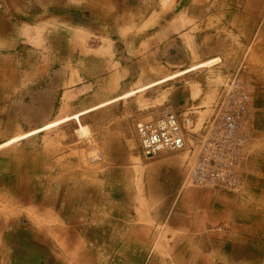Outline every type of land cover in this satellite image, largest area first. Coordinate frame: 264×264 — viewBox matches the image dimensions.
<instances>
[{"label":"rangeland","instance_id":"374dc122","mask_svg":"<svg viewBox=\"0 0 264 264\" xmlns=\"http://www.w3.org/2000/svg\"><path fill=\"white\" fill-rule=\"evenodd\" d=\"M71 2L75 3V0ZM118 2L122 4L118 10L104 9H107L110 18L121 17L117 21L110 19L106 24L98 19L94 21L90 12L76 14V6L69 5V0H10L8 4L6 0H0V11L13 13L18 23V30L8 39L0 38V143L184 69L181 67H185V61H192L194 54L188 39H183L181 34L185 30L178 32L183 22L175 20L179 14L177 8L182 10L185 7V14L188 15H201L197 27L194 22L186 20L184 23V27H190L188 31L197 32L189 35L192 46L200 44L203 47L202 42L209 35L212 43L218 44V49L224 54L219 72L202 74V78L209 80L210 86L205 96L200 98L202 102L193 104L195 108L210 107L223 84L236 73L250 91V104L253 95L264 93V0ZM125 15H141L138 27L132 26L133 22ZM149 15L157 16L159 32L153 28L156 23L152 27L148 24L150 21L146 17ZM72 25L88 28L89 33ZM170 25L175 33L169 37L161 35V31ZM91 27L94 34H91ZM172 30L169 29V32ZM106 45L108 50L104 51L103 46ZM185 45L189 46V52ZM203 48L207 49V46ZM87 55L93 58L88 67L94 73L104 68L97 56L110 60L113 64L111 76L92 83H80L76 64ZM220 61L221 58H218L206 68ZM126 72L129 77L120 87ZM187 82L185 78L176 79L83 117V123L90 127L87 135L80 136L75 123L70 122L0 150V264H15L11 255L18 246L25 244H22L23 240H31V235L40 233V230L47 233V230L52 231L67 223L70 212L64 199L67 193L64 187L69 183L61 182V176L77 175L79 182L72 183L77 186L76 195L91 196L90 189L94 191L93 201L97 204L94 212L99 208L106 213L112 207L117 211L125 207L126 215L137 214L136 207L149 215L152 207L140 205V200L135 204L129 195L144 189L145 166L163 159L185 163L187 156L144 157L136 136L135 122L141 116L153 115L163 109L177 111L180 107L185 108L189 91L194 99L199 98L201 91L192 82ZM206 113L198 114L202 116ZM249 139L251 145V130ZM92 158L96 160L92 161ZM116 164L121 165L112 168ZM108 166L110 170L130 171L127 172V182H107ZM17 169L25 172L22 177L19 172H13ZM183 171L182 185L185 190L238 193L245 185L244 178V182L235 189L220 186L197 188L184 182L186 167ZM12 175H15L14 183L10 182ZM86 180L89 181L88 186ZM102 181H106L105 186ZM123 190L126 192L124 199ZM103 192L111 195L119 193L120 197L107 199ZM100 201L105 202L106 209L98 205ZM43 202L46 206L42 205ZM112 202L116 204L112 206ZM128 207L132 209L128 211ZM10 225H14L13 229L20 234L14 235ZM145 233L151 234L154 239L150 247H116L111 248V253L113 250L114 253L124 252V249L131 253L141 250L142 264H185L172 261L174 254L182 255L183 248L167 246L175 235L167 230L165 222L152 231H142V234ZM197 249L191 247L185 248V251L188 254L192 251L206 252ZM32 254L30 251L29 255Z\"/></svg>","mask_w":264,"mask_h":264},{"label":"crops","instance_id":"0c3cea01","mask_svg":"<svg viewBox=\"0 0 264 264\" xmlns=\"http://www.w3.org/2000/svg\"><path fill=\"white\" fill-rule=\"evenodd\" d=\"M6 1L8 4V1L10 0ZM71 1L73 0H69V5L73 7L76 6L74 10L76 14L90 12L94 21H97L98 19L103 23L109 24L110 19L117 21L118 18L121 17L114 13L116 16L110 18L107 9H104L109 7L110 9L117 8L118 10L119 6L122 5L118 0H75V3ZM7 4L6 7H8ZM178 9L179 14L176 15L178 17L175 20L178 21V19H181L180 21L183 22L182 26L178 27V32L183 29L185 30V33L181 32V34L183 39H188V44L193 48L192 54H194L192 61L191 59L190 61L188 60L189 62L185 61V67H181L184 69H180V71L176 73L152 81L147 85L138 87L129 92L123 93L122 95H118L117 97L105 100L90 108L81 109L80 111L73 113V115L70 114L58 120L46 124L44 123L42 126L31 130L32 132L28 131L20 133L15 137L1 142L0 150L32 139L33 137L39 136L47 131H51L54 128L37 133L36 136L28 137V134L44 130L50 124L66 118H70V120L67 121L68 123H75L78 133L80 132V122L90 130V127L83 123L82 116L86 117L89 114L106 108L116 102L134 97L147 89L168 84L180 78H185V82H192V85H196L199 91H201V95L199 98L194 99L193 94L189 91L188 98H185V108L180 107L181 109L176 112L179 114L188 113L192 110L196 114L199 112H205L203 109L206 107L195 108V105H193L195 103H201L202 100L200 98L205 96V91L207 92L209 90V80H206L205 77L202 78V74L211 73L216 70L219 72L221 70L220 65L224 62L222 58L224 54L218 49V44H214V42L212 43V38L209 35H207L204 38V42H202L203 47L207 46V49H204L197 43V45L192 46L191 37L189 35L197 32L191 30L188 31L190 27H184V23L186 20L188 22H194L197 27V23H200L201 21V15L185 14V7H183L182 10L181 8H177V10ZM0 12V38L8 39L15 30H18V26L16 25L17 20L13 13H4V11ZM105 12L107 13L105 14ZM172 16L173 17L170 16L171 22L175 21L174 15ZM126 17L133 22L132 26L134 27H138V23L140 24L142 19L141 15H131ZM146 18H149L148 20L150 22L148 24L151 27L158 22L157 16L154 18V16L149 15ZM121 19H125V17H122ZM74 26L75 25H72L71 27ZM158 27L157 23L153 26V28H156L159 32ZM172 27L173 26L170 25L168 28L162 30L161 35L165 34L167 37L171 36L175 33V29ZM74 28L78 30L83 29L84 32L89 33L88 28H82L79 26H75ZM92 28L93 27L89 29L92 30L91 34H94ZM169 29L173 30L169 32ZM193 30H195V27ZM90 36L93 37L94 35ZM152 39L153 38L150 40ZM185 47L186 51L189 52V46L185 45ZM200 48H203L201 52ZM103 50H108L107 45L103 46ZM157 53L155 52V54ZM218 58H221V61L212 67H202L198 70L173 78L174 75L181 73V71L184 72L194 65L212 61L214 59L216 61ZM97 59L101 61L104 68L101 72L96 73L93 72V69L88 67L89 63H93L91 62L93 60L91 56L87 55L77 62V78L81 81L80 83H82V81L92 83L97 80H104L106 76L110 75L111 67L113 66V64L110 63V60H107L104 56H97ZM210 69L211 71H208ZM128 77L129 76L126 72L124 79L121 81L120 87ZM196 78H198L197 81H194ZM28 81H31V79ZM132 91H137V94L124 98ZM256 102H258L257 105ZM249 109V125L250 130L252 131L253 142L249 145L248 155L241 164V172H243L245 178V185L243 186L242 191L238 193H215L214 191L185 190L182 184L184 174L183 169L186 167V161L185 163H182L176 159H163L149 163L145 166V173L143 175L144 189L140 192L134 191L133 194H129L135 200V204H138L137 201L140 200L139 204L149 205L152 207V212L147 215L139 210L140 208L137 209L135 207L137 214L126 215L125 207H122V209L118 211L114 207H112V209L107 208L108 211L106 213L99 208L97 212H94V208L97 206L93 201L94 191L90 189L91 196H84V194L76 195L75 191L77 186L72 183L77 184L79 182V180H77V175L61 176L63 179L61 182L69 183V186L64 187L67 192L64 199L65 202L68 203L67 206L70 212L67 223H62L61 225L63 226L55 227L52 231L47 230V233L44 230H40V233L31 235V240H23L24 238H21V240H23L22 244H25L18 246L15 253L11 255L13 263L142 264L141 250L139 253L127 252L126 249H124V252L114 253L113 250L111 253V248L134 247L135 249H141L143 246L150 247V245H152V240L154 239L151 234H142V231H152L157 229V226L160 223L165 222L167 224V230L172 232V236L175 235L172 238L171 244L168 243L167 246L172 245V247L183 248L181 256L177 254L173 255L174 259H172V261L174 262H183L185 264H264V93H259L255 96L253 95ZM78 114L80 115V122L74 118ZM67 122L60 123L57 127L66 124ZM80 136H82V134H80ZM10 141L11 144L5 145ZM120 165L121 164L113 165L112 168H118ZM109 168L111 167L108 166L106 172V178L108 179L107 182H127V175H129L128 173L130 171H118L117 168H114L115 170H110ZM17 170H14L13 172H19V169ZM24 173L23 170H20L18 174L22 177ZM10 177V182L14 183L15 175ZM102 182L103 184L106 183V181ZM88 183L89 181L86 180L87 186ZM146 183L148 185H146ZM118 192L120 193V191ZM119 193H113L111 195L108 192H103V194L106 195L104 198L107 199L119 198ZM123 195V199L126 198L125 190H123ZM27 199H29V196H27ZM115 204V202H112V206ZM42 205H45V202H43ZM98 205L103 209H106L105 202L100 201ZM117 205L120 209L121 207L118 202ZM39 209L41 210V208ZM131 209L132 207H128V211ZM94 216L99 220H95ZM212 227L214 229H212ZM12 232H14V235L20 234L16 233V230L14 229ZM191 247L198 248L197 251L206 252L193 253L192 251V253L190 252V254H188L187 251H185V248ZM30 251L33 253L31 256L29 255Z\"/></svg>","mask_w":264,"mask_h":264},{"label":"built area","instance_id":"2783aa9c","mask_svg":"<svg viewBox=\"0 0 264 264\" xmlns=\"http://www.w3.org/2000/svg\"><path fill=\"white\" fill-rule=\"evenodd\" d=\"M250 100L248 87L236 73L202 116L193 110L179 114L167 108L139 117L135 132L143 155L185 154V183L197 188H237L244 179L241 164L250 143Z\"/></svg>","mask_w":264,"mask_h":264},{"label":"bare ground","instance_id":"6f19581e","mask_svg":"<svg viewBox=\"0 0 264 264\" xmlns=\"http://www.w3.org/2000/svg\"><path fill=\"white\" fill-rule=\"evenodd\" d=\"M212 60V59H211ZM216 61H215V59L214 60H212V61H208V62H203V63H200V64H197V65H194L193 67H191L190 69H188V70H186V71H181V73H178V74H176V75H174L173 76V78H176V77H179V76H181V75H184V74H186V73H189V72H192V71H195V70H198V69H200V68H202V67H207V66H209V65H213L214 63H215ZM158 84V83H157ZM156 84V85H157ZM152 85V84H151ZM154 85V84H153ZM145 89V88H144ZM139 90V89H138ZM134 94H137V91H132V92H130L129 94H127L124 98H127V97H129V96H134ZM117 100V99H116ZM109 103V102H108ZM103 107V106H102ZM83 114V113H82ZM73 115V114H72ZM75 119H77V120H79V122H80V115L78 114V115H76L75 117H74ZM82 118H83V116H82ZM70 120V118H66V119H64V120H61V121H59V122H54V123H52V124H50L48 127H46L44 130H41V131H37V132H35V133H33V134H28V137H31V136H36V134L37 133H40V132H42V131H45V130H51V129H53V128H55V127H57L60 123H65V122H67V121H69ZM78 122V123H79ZM68 123V122H67ZM66 123V124H67ZM80 134H82V136L85 134V135H87V134H89V128L87 127V126H84V125H82L81 124V122H80ZM47 126V125H46ZM32 132V131H31ZM34 138V137H33ZM12 140V139H11ZM17 142V141H16ZM9 144H11V141L9 142V143H6L5 145H9ZM93 148V147H92ZM142 168V167H141ZM16 181V180H15ZM6 225V224H5ZM10 228L12 229V231H13V228H14V225H10Z\"/></svg>","mask_w":264,"mask_h":264}]
</instances>
